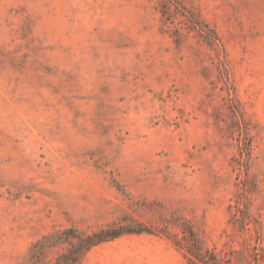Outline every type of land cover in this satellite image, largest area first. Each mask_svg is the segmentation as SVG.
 Instances as JSON below:
<instances>
[{"label":"rangeland","instance_id":"1","mask_svg":"<svg viewBox=\"0 0 264 264\" xmlns=\"http://www.w3.org/2000/svg\"><path fill=\"white\" fill-rule=\"evenodd\" d=\"M264 264V0H0V264Z\"/></svg>","mask_w":264,"mask_h":264},{"label":"trees","instance_id":"2","mask_svg":"<svg viewBox=\"0 0 264 264\" xmlns=\"http://www.w3.org/2000/svg\"><path fill=\"white\" fill-rule=\"evenodd\" d=\"M118 234V233H116ZM115 233H108L107 230H101L93 234L87 235L78 241L76 244H72L70 248L62 253L56 260L55 264H76L80 261L83 253L88 250L92 245L111 238L116 235Z\"/></svg>","mask_w":264,"mask_h":264}]
</instances>
